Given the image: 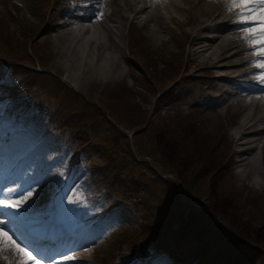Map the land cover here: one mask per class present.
<instances>
[{
	"label": "rangeland",
	"instance_id": "1",
	"mask_svg": "<svg viewBox=\"0 0 264 264\" xmlns=\"http://www.w3.org/2000/svg\"><path fill=\"white\" fill-rule=\"evenodd\" d=\"M59 1L63 0H0V22H5L4 25H0V48L11 55H15L13 51H16L18 54L17 58L19 59H17L18 61L14 59L16 63L14 68L18 70H32V72H29L30 77L27 78L30 82L35 77H46L39 76L36 71L49 76L47 79L51 81V84L47 86V91L55 96L57 100L60 99L62 104H64L63 111L58 115L65 117L64 124L72 128L81 141L85 143L84 157L88 160V164L90 162L93 166L101 167L107 173L105 179L112 178L114 181L121 183L124 192L133 199L134 205L132 208L134 209V213H129L127 219L122 220V212L118 215L113 210L117 205L111 207L112 212L103 219L102 223L98 225L95 234H92L91 238L87 240L92 243V247H90V252L82 253L85 258L82 264L104 263L105 261L102 260L104 257H96V254L113 250V246L115 247L121 240L139 231V222L143 224L146 217L152 216V212L149 210L153 211L151 207L152 201L159 195L160 189H162L163 183L161 180L168 176L175 179L177 178L176 174L179 172L183 174L184 170L187 171L185 174L193 177V179L197 174L201 173L205 178L201 183H198L199 178H197V182H194L196 195L192 197L193 200H198L197 193L199 194V190L208 196L213 195V193L215 197L222 195L226 202H232L234 197L235 203L231 204V210L229 211H232L236 215L237 221L244 224L239 220V217H243L242 215L239 216V213H241L252 219L254 224H258L261 220L262 208H264V135L257 134L247 137L245 140L246 145L244 143L241 146L239 145L238 150L241 149V152L236 153V138L240 134L238 133V128L240 129V123L244 119L237 121L240 116V110L230 103L225 104L223 101L226 99V93L223 92L222 85L221 89H218V87L207 83L208 86L201 89L203 96L195 91L187 92L185 83L176 86L173 92H164V90L166 91L169 86L174 84L178 74L182 70V63L184 61L182 44L185 41L184 38L181 39L182 35L178 34L181 38L173 37L160 43L157 37L160 36L162 27L158 26V24L156 29H153L151 35L145 31L144 28L146 27L132 24L131 32L129 30L127 33L128 37H130V43L127 44V40V45H125L126 27L120 25L123 18H119L118 25L120 30L118 31L117 29V36L120 33L125 62H122L120 67L113 66L116 73H108L104 68L99 67L98 61L100 60L98 57L100 56L101 58L103 56L102 53L105 54L108 50L106 45L103 46L100 43L104 51L97 47L99 56L97 54V57L92 61V65L87 63L81 66L80 73H77V71H74V67H70L61 60L60 51L62 48L54 36L55 31H61L63 28L53 23L59 21L60 17L63 20L65 19L61 11L62 9H59L62 4L57 6ZM153 1L157 2L154 4V9L156 8L155 5L158 6L162 2V0ZM185 1L177 0L181 5L186 4ZM206 1L212 2V0ZM119 3H122V1L102 0L100 3H96V5L99 8L110 5L111 14L109 13V18L111 20L112 17L116 19L118 10L124 12V4L120 7ZM67 6L68 3H64L62 8L66 9ZM100 21H103L99 23L100 29L96 31L88 30L89 34L86 32V27L83 28L82 33H84L86 39L90 38L98 41L95 38L96 32L106 30L107 26V23H104L105 17ZM189 25H191V22ZM47 26H52V28L48 29L46 28ZM231 31L227 30L228 33ZM168 34L166 36L170 37ZM138 37L142 39L141 47L147 49L146 55L143 54V58L139 61L134 58L133 52L135 41H138ZM186 45L188 44L186 43ZM214 46V43L207 42L205 47L208 49V52L198 56L194 54L196 57H192L195 60H200V58H204L205 56H213L215 52ZM179 62L181 70L178 72L177 64ZM116 67L119 70H116ZM68 69H70L69 72ZM182 71L195 75L204 74L206 80L209 78L208 72H206L203 65H199L191 70ZM136 74L141 76H136L135 78ZM248 76L250 75H244V77ZM215 81L218 85L223 84L225 87H231L230 83L241 86L240 82H230L228 84L222 79ZM207 84H204V86ZM151 87H155L156 89L154 88L155 90L152 91ZM119 91H123L124 94H119ZM125 92L128 97L131 96L134 99V104L133 100L127 96H123ZM116 97H122L123 101L118 106L122 107L123 110L117 107ZM156 97L157 99L158 97L160 98V101L158 100L159 102H157L160 108L154 109L155 106L151 101L152 98ZM233 97L230 96V98ZM111 99L113 100L112 103ZM77 103L79 104L75 105ZM234 107L238 110H234ZM250 110L251 107L246 112L249 113ZM107 116L109 117L107 118ZM166 116L170 122H177L178 120L186 124L188 129L194 128L191 129V134L201 133L202 130L207 136H216L217 140L220 141L217 152L213 153V155L210 151L211 148L208 147L209 144L207 146L201 145L203 149L200 152L207 155L205 161L209 160L210 164L214 166L212 171H214L215 175L210 179H208L206 173L208 170L200 168L202 164L205 165L204 161L199 160L197 162L194 160L192 162V159L197 154L199 155V149L201 150L199 142L193 141L195 138L190 141L183 140V143H186L187 146L182 145L183 149L180 152L182 153L180 159L170 160L165 157L167 154L163 153V147L156 145V130L153 129L155 126H159L163 122L165 123ZM21 117L22 119L18 120L5 114L0 116V134L5 133L8 137L18 139L19 151L25 153V162H30L29 166L12 165L11 174L13 179H16L20 183L14 185V191L10 193L12 195L10 197L12 198L16 197L19 193L26 192L29 188L35 189L37 187L34 183L36 179L39 180V190L46 187L48 183L53 184L56 181H60L58 175L67 162V159L63 157L62 139L67 136L68 129L62 132V138L57 139L52 134H39L35 128L27 126L28 122H31V125L34 127L42 125L44 122L42 118L38 119L37 115H34L29 119L26 113H23ZM140 126L143 127L142 131H139V133L131 132ZM219 130L221 132L224 131L222 134H219ZM243 136L241 135L242 142H244ZM209 143L211 142L209 141ZM230 143L233 145L232 148ZM226 144H228L230 149L226 147ZM252 144L256 145L258 150V158L255 162L253 161L254 152L245 149ZM121 154H124L129 159L127 163L121 158L117 159ZM191 154L194 157L188 158L187 156ZM212 157L215 159L212 160ZM242 157L246 158V160L241 159ZM223 159L228 161L225 163ZM140 162L144 163L139 164ZM219 163L221 166H228V171L225 169L224 174L222 172L221 175L218 174L221 171L218 168L216 169V165ZM178 165H180L181 171H179ZM79 167L83 168V165L81 164ZM6 168V166L0 168V176L5 172ZM229 168L232 171L231 173ZM137 169H140L141 173L145 170L153 172L155 179L149 186H146V183L141 181L146 180L147 176L150 175L149 172V175L145 177L139 175L140 172ZM198 169L200 170L199 173L191 172L192 170L195 172ZM81 172L82 169L77 170L74 172L77 175H72L71 179L68 180L69 185L66 189L69 192V197L74 194L81 195L84 192H89V188L92 187L88 182L85 183L84 178L79 179ZM114 173L116 178L113 177ZM135 173L136 178L132 177ZM215 176H218L221 182L223 181L225 187H222V190H220V184H218ZM22 181H25V184H21ZM208 181L214 187L213 193L206 185ZM217 184L219 186L216 187ZM143 188H145L144 192H138V190ZM112 196L114 197V194ZM199 198L203 200L202 197ZM59 199L62 201L67 200L65 197H60ZM208 200L211 202L214 198L208 197ZM204 202H207L206 198ZM39 207L40 203L37 193L35 195L34 207H30V209L38 210ZM224 208L226 207L224 206ZM82 211L80 209L74 210L72 215L77 217ZM54 213L53 210L48 212L49 215H54ZM61 213L63 216L69 218L71 207H63ZM73 222L75 223H72L70 227L72 231L77 230L78 233L81 232L82 234L84 221L76 220ZM246 227L247 229L249 228V231L257 230V235L260 238L264 236V223L262 227L248 225ZM105 235L108 236L105 237L101 244L96 245ZM7 250L8 248L0 251V264L10 263V260L7 259L8 253H4ZM258 252L261 253L259 264H264V250ZM3 256H6V259ZM127 264L134 263L128 262ZM151 264L157 263L152 262Z\"/></svg>",
	"mask_w": 264,
	"mask_h": 264
},
{
	"label": "trees",
	"instance_id": "2",
	"mask_svg": "<svg viewBox=\"0 0 264 264\" xmlns=\"http://www.w3.org/2000/svg\"><path fill=\"white\" fill-rule=\"evenodd\" d=\"M4 23L5 22H0V25L2 26ZM1 30L3 29L1 28ZM13 52L15 55H11L0 48L1 109L18 116L21 112L28 111L33 106L40 109L43 108L38 103L43 102V100L47 98L50 99V102L45 106V112H48L51 117H58V119L64 123L65 117L58 115L63 111L64 104H62L60 99L57 100L55 96L47 91V86L51 84V81L47 79L49 76L36 71L39 76L46 77H35V79H32V82H30L27 78L30 77L29 72H32V70L15 69V60L19 58H17L18 54L16 51ZM133 52L135 59L139 61L143 58V54L146 55L147 49L141 47L139 41H135V49H133ZM142 79L147 82L144 77H142ZM181 79L178 78L175 82L178 80L181 81L175 83V86H169L164 92H173L174 88L182 83H185V86H187L191 92H200L201 85L205 84L204 79L199 76H183ZM151 88L152 91L156 89L155 87ZM74 93L77 94L76 92ZM118 93L124 94L123 91H119ZM129 99L131 98L129 97ZM110 101L112 103L113 100L111 99ZM78 104L79 103L75 105ZM116 104L118 108L123 110L122 107L118 106L119 103ZM108 117L109 116H107V118ZM178 117L181 118L179 115ZM171 122L169 119H166L165 123L163 122L153 129L156 130L155 143L158 147H163V153L167 154L165 157L170 160L180 159L182 156V153H180L183 149L182 145L187 146L186 143H183V140L190 141L194 138L195 140L193 141H198L200 148L201 145L207 146L209 144L208 147L214 149L213 146L217 139L216 136H211L212 138L210 139L199 133L190 135L191 129L194 128L188 129L187 125L183 124L182 121L177 120V122ZM142 130L143 129L139 131ZM139 131L135 133H139ZM73 134L75 137L79 138L75 131H73ZM209 141L211 143H209ZM202 149L203 148H201V150L199 149V155L197 154L194 157V155L191 154L187 157H194L192 162L194 160L197 162L202 160L205 162V165H211L209 160H207V162L205 161L207 155L200 152ZM120 158L126 163L129 160L124 154H121L117 159ZM141 163L144 162H140L139 164ZM211 167L213 168L214 166L211 165ZM200 168L207 169L203 164ZM178 169L181 171L180 165H178ZM199 169L195 172L192 170L191 172L199 173ZM137 170L140 172L139 175L145 177L150 174L147 176L146 180H141L146 183V186H149L155 179L152 171L145 170L141 173L140 169ZM218 170L221 171L218 173L221 175L223 167H220ZM179 173L176 174L177 178L175 179L168 176L161 180L163 183L162 189H160L159 195L152 201L151 207L153 211L149 210L152 212H149L152 216L145 218L143 222L146 224L139 223L138 228H140L141 231L139 230L132 233L128 238L120 241L121 243H127L130 253H119V255L128 257L132 255L141 244L151 241L155 250L167 253L172 259V264H259L261 261V253L258 251L264 250V236L260 238L257 235V230L249 231L246 225L262 227L264 223V208H262L261 220L258 224H254L252 219L239 213V216H243L239 217V220L244 223L242 224L237 221L236 215L232 211H229L231 210V204L233 202L235 203L234 197L232 202H226L224 196L216 194V200L213 193L214 187H212L208 181L206 185L213 195L208 196L199 190V194L197 193L198 200L195 201L192 198L196 195L194 182H197V178H199L198 183H201V181L205 179L203 174H197L199 176L196 175L193 179V177L185 174L187 173L186 170H184L183 174L180 173L179 175ZM211 175L214 176L215 173ZM106 176L107 173L104 172L101 167H97L96 170H94L95 181L103 179L106 182V184H100L98 189L95 190L96 196L100 197V193L107 195L113 192L120 201L126 203L129 209H132L134 205L132 202L133 199L124 192L121 183L114 181L112 178L105 179ZM113 177L116 178L115 173ZM132 177L136 178V173L133 174ZM186 178L187 180L185 181ZM215 179L218 184H220V190H222V187H225L223 181L221 182L218 176H215ZM218 184L216 187L219 186ZM144 190L145 188L138 190V192L142 193ZM199 197H202L203 200H200ZM208 197H213L214 200L209 202ZM205 198L207 202H204ZM97 202L99 203V201ZM94 203L96 202L94 201ZM202 203L204 207H202ZM224 206L228 210L224 208ZM100 213L101 210L98 204L95 211L87 215L86 218L94 221ZM117 254L118 253L113 254L112 256L118 257Z\"/></svg>",
	"mask_w": 264,
	"mask_h": 264
},
{
	"label": "bare ground",
	"instance_id": "3",
	"mask_svg": "<svg viewBox=\"0 0 264 264\" xmlns=\"http://www.w3.org/2000/svg\"><path fill=\"white\" fill-rule=\"evenodd\" d=\"M101 1L102 0H94V2L96 3H100ZM120 1H122V3H119L120 7L122 6V4H124L125 6L124 12L118 10V13L116 14L117 17H115L116 19H111V23L114 25V29L110 27L108 23L106 26V31L108 28L115 33L113 37H107L106 39H103L105 33L103 32V30H99L96 32L97 34L95 36L98 41H95L94 39L90 38L86 39L84 33H82V30L84 28L82 25H70L69 22H64L63 19H60L58 22L53 23L54 25L63 28L61 31L58 30L54 32L55 39L57 40V43L61 45L62 48V50L60 51L61 60H63L70 67H74L75 69H72H74V71H77V73H80L81 66H84L87 63L92 65V61L97 57L98 54L97 47L104 51L100 43L106 45L108 50L105 54L102 53V59L98 54V59L100 60L98 61V66L102 69L104 68V70L108 71V73H116L113 66L120 67L121 63L125 62V56L122 52L124 50L122 49V38L120 33L117 36V29L118 31L120 30L118 21L119 18H125L128 15H131V18L128 21L129 25L139 24L141 26H144L146 27L144 28L145 31L150 33V35L152 34L153 29H156L157 24L158 26L162 27L161 34L159 37H157V39L159 38L160 43L162 41L165 42L169 38L173 37L181 38L178 36V34H181V39L184 38L185 40L182 44V48L184 51V61L182 63L181 69L187 71L199 65H203L206 69V72H208L209 76V78L207 79L208 81L206 80L205 83L214 85L218 87V89H221V84L218 85L215 80H233L238 75V68H242L239 70V72H243V74H245V71H258L257 69H254L252 67H245V64L247 63V58L242 55L243 51L241 47V41L239 39V33L226 32L229 28H236L235 25L229 26L230 24L227 23V21L230 19L229 15H232V13L224 11V6L227 0H212V2L206 0H202L200 2L199 0H186V4H184L185 6L179 4L177 0H162L160 5H155V9L154 4H156L157 2L153 0H125L124 2L123 0ZM190 22L191 25H189ZM46 28L51 29L52 26H47ZM210 28H217V31L213 34L209 33L206 36L201 34L203 30H209ZM167 34L170 37H167ZM207 42L214 43L215 45V52L213 56H205L204 58H200V60H195L193 58L196 57L194 56V54H197L198 56L200 54L202 55V53L208 52V49L205 47ZM186 43L188 45H186ZM250 59H252L251 56L248 58V61ZM117 69L118 67H116V70ZM69 70L70 69H68V72ZM182 70L179 79H181L183 76L193 75L192 73H187ZM195 76L201 77L204 76V74H199ZM181 80H178L177 82ZM208 84L203 86V88H206ZM250 85V91L258 92V94L254 95L251 99L249 98L247 102H245L244 100L241 101L239 98L231 99L234 106H236L240 110V116L237 121L244 119L240 123V129L238 128V133L240 134L236 138V153L241 152V149L238 150L239 145L241 146L243 143L244 145H246L245 140L247 137H252L257 134L264 135V124L261 125L262 121L264 120V95L262 93L263 91L261 90L260 86H258L252 81ZM223 90L225 91L226 89L224 88ZM123 96H127V93L125 92V95ZM122 97H116V102L120 103L121 101H123ZM129 97L131 98V100H134L131 96ZM158 100L160 101L159 97L158 99L157 97L152 98L151 103H153V105L155 106L154 109L160 108V106L157 105V102H159ZM249 107H251V110L249 111V113H247L246 110ZM241 135H244V142H242ZM230 146L231 148L233 147L232 143H230ZM213 148L214 149H210L212 155L213 153L215 154L217 152L218 141L215 142ZM245 149H249L254 152L253 161L255 162L258 158V150L256 145H249V147ZM214 159L215 158H213L212 160ZM241 159L246 160V158L243 157ZM224 161L226 163L228 160L224 159ZM203 166L207 167L208 171H212L214 169L211 168V165ZM220 167H223V173L225 169L226 171H228L227 165L221 166L220 163L216 165V169H219ZM208 171L206 173L208 175V179H210L212 177V175L210 174L214 173V171L210 173ZM229 171L230 173L232 172L230 168ZM8 250V252L4 251V253H8L7 259L10 260L9 264H18V255H14L10 247L8 248ZM80 250L82 252H85L86 248L82 247V249H80V247H71L63 251L61 253L62 255H70L73 257V259L71 261L62 260L61 264H82L85 258ZM3 258L5 259L6 256H3Z\"/></svg>",
	"mask_w": 264,
	"mask_h": 264
},
{
	"label": "snow or ice",
	"instance_id": "4",
	"mask_svg": "<svg viewBox=\"0 0 264 264\" xmlns=\"http://www.w3.org/2000/svg\"><path fill=\"white\" fill-rule=\"evenodd\" d=\"M224 11L232 13L227 23L236 26L241 46H247L245 55L252 57L248 64L258 70L249 75L264 91V0H227ZM94 18L102 20L103 13L96 12ZM34 183L37 185L35 189L29 188L14 198L0 199V251L10 247L12 253L19 257L18 264H61L62 260L71 261L73 257L70 255H60L59 260L51 255H39L38 249H34L29 242L26 222L39 191V180L36 179ZM13 191L0 187V194Z\"/></svg>",
	"mask_w": 264,
	"mask_h": 264
}]
</instances>
